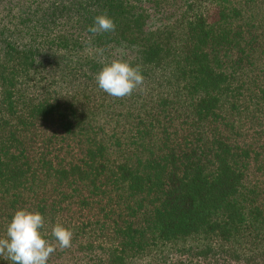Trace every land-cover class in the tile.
I'll use <instances>...</instances> for the list:
<instances>
[{
    "label": "trees",
    "instance_id": "1",
    "mask_svg": "<svg viewBox=\"0 0 264 264\" xmlns=\"http://www.w3.org/2000/svg\"><path fill=\"white\" fill-rule=\"evenodd\" d=\"M21 208L73 232L48 264H264V0H0V237Z\"/></svg>",
    "mask_w": 264,
    "mask_h": 264
},
{
    "label": "clouds",
    "instance_id": "2",
    "mask_svg": "<svg viewBox=\"0 0 264 264\" xmlns=\"http://www.w3.org/2000/svg\"><path fill=\"white\" fill-rule=\"evenodd\" d=\"M115 22L109 15L101 14L94 18L88 31L96 33L115 30ZM97 86L113 97L130 95L143 84L140 67L132 66L128 61L113 60L105 64L96 74ZM46 220L39 211L27 208L16 210L7 224L3 237H0V256L6 257L11 264H48L50 256L57 250L71 246L73 232L62 223L51 227V236L47 238Z\"/></svg>",
    "mask_w": 264,
    "mask_h": 264
}]
</instances>
